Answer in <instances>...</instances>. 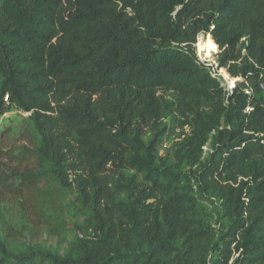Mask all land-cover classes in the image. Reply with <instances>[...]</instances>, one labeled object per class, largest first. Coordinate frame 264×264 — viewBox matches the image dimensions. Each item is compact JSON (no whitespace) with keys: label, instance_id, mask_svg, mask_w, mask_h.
<instances>
[{"label":"trees","instance_id":"16d2710c","mask_svg":"<svg viewBox=\"0 0 264 264\" xmlns=\"http://www.w3.org/2000/svg\"><path fill=\"white\" fill-rule=\"evenodd\" d=\"M204 34L230 90L197 56ZM0 77V112L40 136L0 134V197L62 242L45 180L89 210L64 252L0 238V264H264V0H0Z\"/></svg>","mask_w":264,"mask_h":264},{"label":"rangeland","instance_id":"374dc122","mask_svg":"<svg viewBox=\"0 0 264 264\" xmlns=\"http://www.w3.org/2000/svg\"><path fill=\"white\" fill-rule=\"evenodd\" d=\"M210 40L213 41L211 35L204 34L199 38L196 44L197 56L203 63L213 67L212 72L219 75L223 85L230 90L241 79L232 77L225 68L218 69L219 47L216 45L215 49L212 48ZM208 50L211 51L208 53ZM2 83L3 78L0 77V92ZM7 98L6 96L5 99L7 100ZM6 129L10 130L9 136L5 140V146L8 148L19 147L23 142L40 144V136L35 127L33 115L17 109L16 106L4 113L0 112V134ZM181 131L176 128V125H172L171 130L165 134L160 145V154L163 157L174 161L173 151ZM73 177L74 174L70 173V180ZM39 200L47 212L60 216L65 222L67 227L65 242H62L58 236L50 234L45 225L38 222L33 211L23 199L11 197H0V238L5 239L14 250L22 249L24 245L28 244H46L59 247L64 252L69 247L70 241L82 233L81 227L89 217V210L85 209L77 200L75 189L63 185L54 176H49L41 185ZM219 225L226 228L228 220H222Z\"/></svg>","mask_w":264,"mask_h":264},{"label":"bare ground","instance_id":"6f19581e","mask_svg":"<svg viewBox=\"0 0 264 264\" xmlns=\"http://www.w3.org/2000/svg\"><path fill=\"white\" fill-rule=\"evenodd\" d=\"M216 45H217V44H215L214 41L210 40V46H212V48L215 49V48H216ZM202 47L204 48V46H202ZM205 51H206V50H205ZM210 51H211V50H208V53H209ZM222 73H223V72H222Z\"/></svg>","mask_w":264,"mask_h":264},{"label":"built area","instance_id":"2783aa9c","mask_svg":"<svg viewBox=\"0 0 264 264\" xmlns=\"http://www.w3.org/2000/svg\"><path fill=\"white\" fill-rule=\"evenodd\" d=\"M7 97H8V98H7V100L5 99L6 101H8V100H9V96H7ZM5 98H6V97H5ZM29 113H30V112H29Z\"/></svg>","mask_w":264,"mask_h":264}]
</instances>
